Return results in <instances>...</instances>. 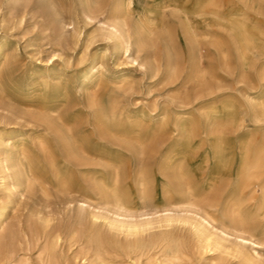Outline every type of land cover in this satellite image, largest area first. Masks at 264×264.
Listing matches in <instances>:
<instances>
[{"label":"rangeland","instance_id":"rangeland-1","mask_svg":"<svg viewBox=\"0 0 264 264\" xmlns=\"http://www.w3.org/2000/svg\"><path fill=\"white\" fill-rule=\"evenodd\" d=\"M55 1L57 9L52 13L41 8L40 0H0V217L7 228L11 227L12 234L3 242L8 248L0 250V264H5L7 251H13L20 264H25L26 260L29 264H42L44 238L53 231L60 234L56 254L61 262L78 264L80 258L74 260L73 257L78 255L79 244L71 240L63 227L68 218L76 215L90 217L91 213L106 214L112 209L109 205H99L95 194V180L105 176L109 163L118 164L124 174L123 201H128L132 193L129 178L141 158L152 168V160L158 161L178 149L182 127L194 131L205 127V117L213 110H218L221 116L229 113L231 117L230 124L223 123L228 127L224 134L228 145L243 141L264 143V0H254L256 11L248 9L244 15L260 33L261 42L248 48H236L228 34L218 29V52L208 53L207 43H200L202 69L208 71L212 66L214 79L206 75L202 82L185 84L183 89L187 48L178 26L170 23L167 26L172 35V40L169 39L179 55L178 79L170 83L162 67L165 58L161 42L151 39L150 58L143 66H138L113 47L109 39L106 27L109 6L89 21L78 14L70 0ZM220 1L225 9L229 5L236 12H245L233 0ZM138 4L141 1L133 3L135 19L141 15ZM57 19L69 27L61 31ZM133 25L135 20L131 22ZM123 78L128 79L129 89L112 93V88ZM208 85L215 92L206 96ZM183 95L193 102L182 107L178 97ZM99 98L114 102L120 112L117 137L100 131L94 123L92 102ZM53 115H59L62 123L73 129L75 138L86 151L85 162L69 158L56 132H50L46 124ZM131 135L152 138L150 158L137 155L126 146L125 139ZM41 143L45 144V150ZM19 150L31 162L26 167L21 165ZM199 152L189 158L200 194L204 192L201 186L211 175L203 162L205 151ZM187 153H191L189 149ZM25 168L32 176H24ZM62 179L68 182V191L62 190ZM154 186L156 192L164 189L159 178L154 179ZM77 192L88 198L83 213L71 202L72 197L79 196ZM173 195L178 211L186 209L176 192ZM258 196L257 193L251 197L237 194L236 199H245L243 205H249L255 203ZM20 231L29 239L36 234L41 238L38 245L20 247ZM169 232L171 239L187 240L193 245L190 233L173 229ZM79 234L85 241V235ZM262 237L259 238L263 240ZM244 252L263 261V245L248 244ZM216 258L218 264H243L238 258L224 255ZM113 261L114 264H132V260L123 255ZM202 264L211 262L206 258Z\"/></svg>","mask_w":264,"mask_h":264},{"label":"bare ground","instance_id":"bare-ground-1","mask_svg":"<svg viewBox=\"0 0 264 264\" xmlns=\"http://www.w3.org/2000/svg\"><path fill=\"white\" fill-rule=\"evenodd\" d=\"M140 1L138 7L141 15L135 19L133 3ZM233 1L244 8V11L248 9L256 11L254 0ZM70 2L76 7L78 14L89 21L109 6L106 25L109 39L113 47L138 66H143L145 60L150 58L151 39L161 42L165 58L162 67L170 83L178 79L176 74L179 55L170 41L172 35L167 26L169 23L178 26L181 40L187 48L184 60L187 76L186 80L182 81V89L185 84L202 82L206 75L214 79L215 70L212 66L208 71L202 69L200 43H207L208 53L218 52V29L228 34L236 48H248L262 40L260 33L247 22V17L244 16L246 11L236 12L229 5H226L225 9L224 3L222 4L220 0H70ZM40 4L42 9L56 12L55 0H40ZM133 20L135 25L131 26ZM56 22L61 31L69 27L61 19H57ZM155 31L157 33L153 34ZM129 87L128 79L123 78L111 92L119 94ZM214 92V88L208 85L206 96ZM178 101L182 107L193 102L188 101L184 95L178 97ZM92 107L94 123L100 131L117 137L120 129L116 123L120 112L114 102H105L99 98L92 102ZM54 115L46 124L50 132H56V138L63 143L69 158L80 163L85 162L86 151L75 138L73 129L65 126L59 115ZM259 116L258 120H261ZM225 122L231 123L229 113L221 116L218 110H213L205 117V127L196 131L182 127L180 130L182 139L178 149L158 161L152 160V168L141 158L138 168L129 178L132 193L128 201H123L122 184L126 180L124 174L118 164L109 163L105 176L95 180V194L99 205H109L112 209L106 214L91 213L90 217L76 215L68 218L63 227L69 232L71 240L74 239L79 244L78 255L73 259L80 258L78 264H114L113 259L121 258L123 255L131 259L132 264L140 262L202 264L206 258L211 264H218L216 257L224 255L238 258L243 264H264V255L261 261L247 256L244 252L248 244L264 247V143L253 144L243 141L238 145H228L224 139V134L228 130L223 124ZM240 128L241 125L236 130ZM164 131L165 127L161 128V132ZM68 139L71 141H67ZM125 140L126 146L137 155L149 156L148 158L152 156L150 136L131 135ZM41 148L46 149L44 143H41ZM200 150L205 151L203 162L208 165L211 177L209 176L205 185L201 186L204 192L199 194L195 187L194 167L189 156L200 154ZM19 156L22 157V166L26 167L31 163L25 153L20 152ZM24 172V176H32L28 169L25 168ZM157 178L161 179L164 187L158 192L154 186V179ZM61 186L63 191H68L69 185L66 180L61 182ZM172 189L186 205H184L186 209L178 211L179 206L172 200L174 198ZM255 193L259 196L253 204L243 205L245 199L241 201L236 199L237 194L251 197ZM87 199L85 195L79 194L72 197L71 202L76 203L83 213L86 211ZM9 228L0 217V250L8 248L3 242L6 236H12ZM172 229L190 233L193 245L187 240L171 239L169 231ZM79 233L85 235V241L81 240L83 235ZM260 236H263V240L259 238ZM19 237L20 247L36 246L41 239L36 234L31 235L32 238L29 239L23 231H20ZM59 238L58 231L49 232L44 238L43 255L40 259L42 264H68L62 263L56 254ZM256 255L258 257V254ZM3 262L21 263L16 261L13 251H7ZM23 263L29 264L28 260Z\"/></svg>","mask_w":264,"mask_h":264}]
</instances>
